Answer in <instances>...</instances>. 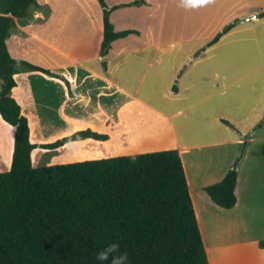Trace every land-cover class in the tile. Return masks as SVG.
Masks as SVG:
<instances>
[{"label": "crops", "instance_id": "obj_1", "mask_svg": "<svg viewBox=\"0 0 264 264\" xmlns=\"http://www.w3.org/2000/svg\"><path fill=\"white\" fill-rule=\"evenodd\" d=\"M37 1L38 4L30 9L29 15L24 19H17L16 26L10 31L8 40L12 37L14 53H27L28 47L25 42L28 39L40 40L38 30L40 28L47 30L52 26L53 14L48 2ZM163 1L106 0L109 7H118L111 13L115 30H134L137 33L114 41L107 55L102 57L100 51L104 30L103 11L102 15L98 12V17L95 20L92 17L93 21L90 20L97 36L92 42L91 52L88 51V47L78 48L76 52L69 50L68 70L57 66H40L44 71L31 68L17 71L15 74L17 87L12 90V96L21 105L22 113L29 119L32 143L50 144L66 136L89 130L107 136L105 139L87 137L71 140L55 149L37 147L32 152L35 167L177 149L185 166L210 264H216L214 259L216 248L227 249V256L230 249L229 256L232 258V249L237 244L248 243L245 239H237L249 226L245 224L246 220L243 221L244 216L247 212L257 209L256 205L262 206L259 209L264 208V185L258 189L253 172L252 156L258 154L253 153L251 147L254 142H259L261 139L253 132L250 135L241 133L237 138L225 133V124L233 127L235 122L221 108L211 107L210 113H207V110H198L200 104L212 98H219L218 105L221 107H226L229 103L233 104L232 96L229 97V101L226 99L232 86L223 84L222 81H212L211 87L203 92V98L195 102L188 101L189 96L198 92L192 80L187 87L182 86L181 82L174 84L170 88L174 94L172 96L167 94L166 99L167 102L179 100L180 105L172 109L157 105L151 90L149 94L142 93L143 91L147 93L150 74L163 76L165 65L162 56L165 53L161 52L162 47L165 45L170 47L176 43L170 41L163 43L161 35L156 37L146 35L150 27L165 25V16L155 20L156 12L159 11L158 3L162 5ZM198 4L197 0V7ZM241 9L243 6L237 8L238 13H243ZM246 9L248 10V6ZM195 10L200 11V8ZM220 39L221 37L214 43L211 40L209 45L204 47L199 43V46L184 56L182 67L188 63L198 64L201 59L207 57L215 43H220ZM41 41L56 53L52 46H48L47 43H51L50 41L45 39ZM8 46L10 50L9 42ZM23 62L22 60L20 64L22 65ZM135 66L138 67L137 70ZM137 71L139 74H136ZM209 75L203 73L200 79L211 80L212 77ZM217 95L221 96L217 97ZM238 100L235 108L241 109L243 104L240 105ZM195 108H197L195 112L197 119L220 121L222 125L217 126L216 130L221 134L194 142L186 134L191 128L188 123L184 126L185 134H180L175 119ZM261 117L264 119V110ZM258 118L257 116L256 119ZM2 120L4 119L0 114V172H5L11 168L14 153L13 139L8 136L9 127L4 124L7 122ZM61 121L62 130L58 132ZM146 124L154 125L155 129L138 136L131 132L133 126ZM55 134L60 136H52ZM243 142L246 143V151L251 147L250 154L246 155V160L241 159L238 167L237 204L227 209L219 206L211 198L206 187L224 179L237 161L239 151L235 155L238 148L235 146H240ZM244 161H247L245 165ZM259 161H262L263 169L264 160L259 159ZM241 165H244L243 170ZM219 218H224V225L218 222ZM227 219H230L229 225L226 224ZM221 225L226 228L225 234L217 229Z\"/></svg>", "mask_w": 264, "mask_h": 264}, {"label": "trees", "instance_id": "obj_2", "mask_svg": "<svg viewBox=\"0 0 264 264\" xmlns=\"http://www.w3.org/2000/svg\"><path fill=\"white\" fill-rule=\"evenodd\" d=\"M98 1L104 24L100 54L105 57L114 41L137 31H116L111 13L118 7ZM37 4L0 0V114L16 127L11 168L0 172V264H99L97 253L111 244L119 245L118 254H127L128 264H210L177 149L33 165L38 145L31 142L29 119L11 95L17 60L7 41L16 20ZM87 137L107 138L81 131L41 147L55 149ZM238 167L236 162L222 181L206 187L221 207L237 204Z\"/></svg>", "mask_w": 264, "mask_h": 264}, {"label": "rangeland", "instance_id": "obj_3", "mask_svg": "<svg viewBox=\"0 0 264 264\" xmlns=\"http://www.w3.org/2000/svg\"><path fill=\"white\" fill-rule=\"evenodd\" d=\"M46 1L52 9V26L47 30L43 28L38 30V34L41 36L40 40L28 39L25 42L28 47L27 53L19 54L12 52L14 50L12 37L8 40L10 50L13 56L17 58L16 72L29 68L25 65V62L41 67L57 66L68 70L69 50L72 49L76 52L81 47H88L89 52L93 50L92 42L95 41L97 36L90 20H92V17L95 20L98 17V12L102 15L103 9L99 1ZM196 2L197 0H191V6L189 7L184 6L183 0H180V2L179 0H167V2L164 0L162 5L158 3L159 11L156 12L155 20L165 16V25L150 27L146 35L154 37L161 35L163 43L169 41L176 43L170 47L168 45L162 47L161 52L165 53L162 56L165 65L163 76L157 77L155 74H150L147 82V93L144 91L142 93L149 94L151 90L155 95L154 102L157 105L165 109H172L180 105L179 100L167 102L166 99L167 94L171 96L174 94L170 89L174 84L181 82L182 86L187 87L190 86L191 80L193 81L198 92L189 96V102L202 99L203 92L209 89L213 82L222 81L223 84L231 85L232 89L226 99L229 101V97L232 96L233 104L229 103L226 107H221L218 105L219 98H212L200 104L198 110H207V113H210L212 109L221 108L235 122L233 127L227 124L224 125L225 127L223 126L226 129L225 133L227 132L228 135L237 138L241 136V133L250 135L253 132L260 137L261 140L254 142L251 147L253 153L258 154L252 156L254 162L253 172L258 189H261L264 185L262 183L264 182V168L262 169V161H259V159L264 160V119L261 117L264 110V16L262 15L264 13V0H198V7ZM242 6L243 13H238L237 8ZM247 6L248 10L246 9ZM195 7L200 8V11L195 10ZM230 25H233V27L221 36L220 43L213 45L206 58L201 59L198 64L196 62L195 64L188 63L185 64L186 66L184 65L185 67L183 66L184 68L182 67V62L185 60L184 56L187 53L199 46V43L203 44V47L209 45L211 40ZM41 39L50 41L51 43L47 44L52 46L56 53L50 50ZM180 41L186 42L179 43ZM22 60L24 62L21 65ZM135 63L136 61L133 62L132 66ZM135 69L137 70L138 67L135 66ZM203 73L210 74L209 76L212 79H200ZM136 74H139V72L137 71ZM220 96L217 95V97ZM237 100L240 101V105L243 104L241 109L235 108ZM211 107L213 108L209 110ZM196 110L197 108L191 112H184L175 119L180 134H185V123H188L191 127L186 134L194 142L204 141L221 134L219 130H216L217 126L222 125L220 121H216V119H197L195 116ZM188 116L190 119H185ZM257 116L258 119H256ZM2 121L4 122V120ZM4 124L9 127L8 136L13 139L14 153L16 128L9 123ZM62 125L61 121L58 132L62 130ZM154 129V125H138L133 126L131 132L138 136ZM52 136L60 135L55 134ZM245 146V142L240 146H235L238 147L235 155L239 151L236 161L238 165L242 158L245 159L246 155L250 154L251 147L246 151ZM38 147L41 148V144H38ZM244 148L245 151L242 155ZM246 162L244 161V165ZM244 165L240 166L242 170ZM256 207L257 209L253 212L249 211L245 214L243 221L246 220L245 224L249 226L246 232H243L237 238L245 239L248 243L237 244L232 249V258L229 256L230 249H228L227 256V249L216 248L214 251L216 264H264V245L262 244L264 243V208L259 209L262 207L259 205H256ZM218 222L225 224L224 218H219ZM226 224H230V219L226 220ZM223 225L217 227V229L225 234L226 228ZM217 229L213 228V230Z\"/></svg>", "mask_w": 264, "mask_h": 264}, {"label": "clouds", "instance_id": "obj_4", "mask_svg": "<svg viewBox=\"0 0 264 264\" xmlns=\"http://www.w3.org/2000/svg\"><path fill=\"white\" fill-rule=\"evenodd\" d=\"M184 6L189 7L191 6V0H183ZM119 253V245L118 244H111L105 249L101 250L97 253L96 260L99 264H104L111 258V264H128V256L126 253L118 254Z\"/></svg>", "mask_w": 264, "mask_h": 264}, {"label": "water", "instance_id": "obj_5", "mask_svg": "<svg viewBox=\"0 0 264 264\" xmlns=\"http://www.w3.org/2000/svg\"><path fill=\"white\" fill-rule=\"evenodd\" d=\"M246 144V143H245ZM246 147V146H245ZM244 151H245V148H244V150H243V153H242V155L244 154Z\"/></svg>", "mask_w": 264, "mask_h": 264}]
</instances>
